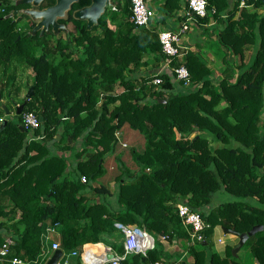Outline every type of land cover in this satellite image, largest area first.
<instances>
[{"label":"trees","instance_id":"1","mask_svg":"<svg viewBox=\"0 0 264 264\" xmlns=\"http://www.w3.org/2000/svg\"><path fill=\"white\" fill-rule=\"evenodd\" d=\"M89 1L73 5V31L50 45L48 35H31L29 26L5 18L13 0H0V98L17 105L25 99L24 93L16 101L22 87L34 90L19 115L5 116L0 102V119L6 120L0 128V247L8 246L0 264H12L13 257L35 264L44 252L43 229L55 223L63 253L98 242L122 252L115 222L142 228L154 239L146 257L131 254L121 264H168L175 256L163 243L174 240L192 264H244L232 247L225 246L224 255L211 251L209 240L221 228L246 233L255 225L263 229L251 237V264H264V13L257 12L264 0H249V8H239L240 0H206L207 15L196 17L223 26L216 33L227 55L219 79L198 52L187 50L158 72L166 57L159 31L130 21L131 0H108L115 9L108 7L87 31L72 10ZM186 8L187 0H164L155 24ZM246 46L254 52L244 65ZM230 55L241 62L237 75ZM147 56L154 71L140 72L151 65ZM19 65L29 69L30 82L19 79ZM181 65L187 85L175 80ZM30 112L37 116L34 128L23 123ZM125 128L143 144L131 149L135 170L115 157L114 207L95 199L112 196L95 182L106 174L104 163ZM222 191L234 200L213 202ZM179 203L208 225L204 242L188 243L190 228L177 214Z\"/></svg>","mask_w":264,"mask_h":264},{"label":"built area","instance_id":"2","mask_svg":"<svg viewBox=\"0 0 264 264\" xmlns=\"http://www.w3.org/2000/svg\"><path fill=\"white\" fill-rule=\"evenodd\" d=\"M249 0H240L239 8L248 7ZM110 9H115L110 3L107 4ZM213 12V11H212ZM207 15L206 0H187V8L182 14V22L176 30L163 28L158 32V40L161 45L162 52L166 55L163 64L168 66L170 58L173 56H182L186 51L181 45V39L188 31L191 23L195 22L196 17H205ZM156 17V12L149 6L148 0H131L130 6V21L138 26L149 28ZM175 80L177 82L183 80L185 85L189 82V75L186 68L181 65L174 69ZM160 79L155 78L152 83L158 84ZM23 123L28 128L37 126V116L33 113L23 114ZM84 180V179H82ZM176 210L181 223L189 231V244L195 242H204L201 232L208 227L203 221L199 213L191 211L184 204H177ZM58 223L46 225L42 232V241L44 244L43 255L40 256L35 264H46L53 251L59 249V243L56 236L59 234ZM114 227L122 235V252L115 251L111 246H107L101 242L92 243L85 247L81 252L75 250L69 253L61 254L55 264H73V260L79 259L80 264H121V262L131 254H140L146 257L147 252L154 246L153 237L144 229L139 227H129L124 224L115 222ZM53 236L52 239L50 237ZM217 243L223 244L221 238L217 239ZM8 254L7 244L0 247V259H3ZM112 254L111 259H107V255ZM12 264H26L20 259L13 257L9 260ZM151 264H163L161 261H156ZM168 264H182L181 261H171Z\"/></svg>","mask_w":264,"mask_h":264},{"label":"rangeland","instance_id":"3","mask_svg":"<svg viewBox=\"0 0 264 264\" xmlns=\"http://www.w3.org/2000/svg\"><path fill=\"white\" fill-rule=\"evenodd\" d=\"M155 2L156 1H153V3H155ZM153 3H152V5L154 6ZM106 7H107L106 9H108V6H106ZM156 19H157V16H156ZM22 23L23 22H20V23L18 22L17 26L19 28L20 27L22 28L23 27ZM191 25H194V23H191ZM191 25H190L189 29L190 28L192 29L194 27V26L191 27ZM156 27L158 29H161L160 25H158ZM68 29H69L68 31H73L74 28H73L72 25H69ZM48 36H49L48 42H49L50 45H52L53 42L55 40H57V39L65 40V33L63 31H60L57 34H51V35H48ZM206 39H207L206 41L209 42L208 38H206ZM207 46L205 47L206 50H207L206 54L209 57V59H211V55L214 56L215 54H218L219 50H217L216 48L215 49H211V47H207ZM245 49H246V51L247 50L249 51L250 47L246 46ZM76 54L77 55L79 54V49L78 48L76 49ZM146 59L151 64H153L154 60L150 56H147ZM218 59H220V55L217 56V58H216L217 65L219 64L218 63L219 62ZM218 66H220V64ZM139 70L141 72V68ZM17 71H18V75L21 76L19 78L21 81L24 82L26 80V81L30 82V80H29L30 79L29 78V73H30L29 69L23 68L22 66L19 65ZM26 91H27L26 87H22L21 94L16 99L17 102L20 103L22 101L23 95H24V93H26ZM0 102H1V105H4L5 107H7V109H9V111H13V108H14L13 104H11L8 101V99L5 98V96H3V98L2 97L0 98ZM17 105H19V104H17ZM0 120H2V118ZM118 138H119L120 141L117 144L115 153L111 157L106 159V161L104 163L105 168H106V174L102 178L98 179L95 182V184L103 185V186L107 187L112 193L111 194L112 196H107L105 194V195H101L100 197L95 196V199L108 200V201H110L112 203V205L114 207L116 206L115 205V195H116V191H117L116 177L119 175V170L117 168V161L115 160V157H119L122 160V162H124L125 165L128 168H130L131 170H135L136 169V165L134 163L133 156L131 155V149L140 150L141 146L143 144L142 137L138 133H136L134 131H131L128 128H125L124 130H121L120 133H118ZM230 200H234V198L232 196L228 195L226 192H223V191L222 192H218L215 195V197L213 198V202H215V203L216 202L230 201ZM217 234L222 236V238L225 241V242L223 241L224 244L221 245V244L217 243V240H216V239H218L217 238ZM251 237L252 236H250L246 240V242L240 247V249H239V251L237 253V260L240 261L241 263H244V264H251V262H252L251 256H250V252H249V245L252 242V238ZM52 238H53V236L50 237V239H52ZM219 238H221V237H219ZM229 240H230V236L223 234V232L221 230H219L218 233H214L212 235V237L210 238V240H209L210 250L214 251V252H217L219 254L221 252V249L228 244ZM176 257H177V255H176ZM190 262L192 264L193 260H191Z\"/></svg>","mask_w":264,"mask_h":264},{"label":"crops","instance_id":"4","mask_svg":"<svg viewBox=\"0 0 264 264\" xmlns=\"http://www.w3.org/2000/svg\"><path fill=\"white\" fill-rule=\"evenodd\" d=\"M153 1H156V2L153 3ZM163 1L164 0H148V4L157 13L158 8L163 3ZM152 3L154 4V6L152 5ZM249 10H252V9H249ZM184 12H185V9H182L177 13V15L174 19H167L165 24H161V25L159 24L161 26V29L157 28V31L162 30L163 28H167L170 30H176L178 28L179 24L182 22L181 17H182V14ZM257 12L258 13H261V12L264 13V8L257 10ZM156 21L157 20L153 21V23H152L153 26H155V27L157 25V24H155ZM193 23H194V25H191V27H193V26L194 27L192 29L190 28L186 32V34L182 37L181 45L183 47H185V49L187 51L198 52L203 57V59L205 60L207 65L210 67V69L212 70L213 78L219 79L221 76V70L224 68L221 64V60L226 55V53L217 45L216 33H217V31L221 30L223 28V26L220 23H215V21H212V20H209L207 24H203V23L201 24V23H198L197 21H195ZM213 25L216 26L217 29L212 30ZM206 38H208L209 42L206 41L207 40ZM206 46L211 47V49L216 48L217 50H219L218 54H215L214 56H212L210 54L211 59H209V57L206 54V51H207L205 48ZM249 47H250L249 51L248 50L246 51V49H245L244 58H243V64L244 65H246L251 60V55L254 52V47H252V46H249ZM219 55H220V59H218L219 60L218 63L220 64V66H218L219 64L217 65V62H216V58ZM228 63L231 64V68L233 69L234 75H237L239 73V65H241V62L239 61V59L237 57H233L232 55H230L228 57ZM152 68H153L152 64L148 65L147 67H141V72L147 73L150 71H154ZM165 68H166V66L162 63L158 67L157 71L159 72ZM263 119H264V110L262 112V120ZM263 123H264V120H263ZM215 233H218V230ZM229 236H230V240L228 241V244L226 246L232 247V249H234L235 247L238 246V239L234 235H229ZM219 237L222 238L221 235L217 234V238H219ZM223 241H224V239H223ZM163 245H164V250L167 253H169L175 257L177 255L178 258L176 257L174 260L181 261V263H184L186 260L187 264H191V262H190L192 260L191 257L186 253L185 249L177 243L176 240H174L173 243H171V244L163 243ZM224 253H225V247H223L221 249V252L219 254L224 255ZM174 260H172V261H174ZM251 263H253V261Z\"/></svg>","mask_w":264,"mask_h":264},{"label":"water","instance_id":"5","mask_svg":"<svg viewBox=\"0 0 264 264\" xmlns=\"http://www.w3.org/2000/svg\"><path fill=\"white\" fill-rule=\"evenodd\" d=\"M41 1L43 0H15V4H31L33 7H37L41 3ZM76 2L77 0H56L55 4L51 7H47L42 10L25 9L21 10L20 13H24L30 16L32 20L37 21V24L30 32L31 35H34L38 30L39 36L48 34L50 32L49 30H51L52 34H57L60 31L68 32L65 25L58 23L57 19H62L65 16L66 12L70 10V6ZM107 4L108 0H90V4L88 6L74 10L72 12V17L75 20L85 22V29L89 31L98 24L99 19L106 11ZM13 14H16V11ZM11 16L12 15H6L5 18H10ZM33 92V86H30L24 95L25 99L23 100L22 104L17 106V114H20L21 109L24 107L26 101L31 98ZM2 107L4 109L5 116H8L10 114L9 109H7V107H5L4 105H2ZM39 121H43L42 116L39 117ZM5 122V119L1 121L0 128L3 127ZM262 229V225H255L246 233H237L226 228H221V231L225 235H234L235 237H237L238 246L232 249V255L236 256L239 248L246 242V240ZM61 254L62 251L60 249L53 251L46 264H55L56 261L60 258ZM112 256V254H108L107 259H111Z\"/></svg>","mask_w":264,"mask_h":264},{"label":"flooded vegetation","instance_id":"6","mask_svg":"<svg viewBox=\"0 0 264 264\" xmlns=\"http://www.w3.org/2000/svg\"><path fill=\"white\" fill-rule=\"evenodd\" d=\"M78 1L79 0H77V2L76 3H78ZM55 2H56V0H43V1H41V3L39 4V6H37V7H33L31 4H21V5H16L15 4V0H13V2L11 3V6H10V8L9 9H11L10 11H9V13H7V15H12L10 18H12L14 21H16L17 23L19 22H23L22 24L23 25H26L27 27L29 26V29H28V33L30 34V32H31V30L33 29V27L37 24V21H34V20H32L31 18H30V16H28V15H26V14H24V13H20V11L21 10H25V9H36V10H42V9H45V8H47V7H51V6H53L54 4H55ZM76 3H74V4H76ZM74 4H72L71 6H70V10L69 11H67L66 12V14H65V16L62 18V19H57V22L58 23H60V24H64L65 25V27L67 28V31L69 30L68 28H69V25H72L73 26V23L68 19V13L71 11V9H72V7H73V5ZM90 4V1H89V3L88 4H86V5H83V6H81V7H79V8H76V9H81L82 7H85V6H88ZM75 9V10H76ZM16 11V14H13L14 12ZM74 10H72V12H73ZM83 22V21H82ZM83 24L85 25V22H83ZM50 29V28H49ZM50 32L48 33V34H46V35H51L52 34V32H51V30H49ZM63 32H65V31H63ZM69 32V31H68ZM67 33V32H66ZM36 34H39V30L38 31H36L35 32V34L34 35H36ZM23 102V101H22ZM22 104V103H21ZM20 105V104H19ZM14 106V108H13V111H10V113L12 114V115H19V114H17L16 113V111H17V105H13ZM24 108V107H23ZM23 108L21 109V112H20V114L22 113V110H23Z\"/></svg>","mask_w":264,"mask_h":264}]
</instances>
